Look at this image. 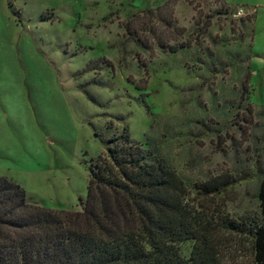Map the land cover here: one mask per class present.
<instances>
[{
    "label": "rangeland",
    "instance_id": "rangeland-1",
    "mask_svg": "<svg viewBox=\"0 0 264 264\" xmlns=\"http://www.w3.org/2000/svg\"><path fill=\"white\" fill-rule=\"evenodd\" d=\"M124 128L198 210L258 212L264 0H0V176L81 211L90 164ZM225 181L206 200L195 189Z\"/></svg>",
    "mask_w": 264,
    "mask_h": 264
},
{
    "label": "trees",
    "instance_id": "trees-1",
    "mask_svg": "<svg viewBox=\"0 0 264 264\" xmlns=\"http://www.w3.org/2000/svg\"><path fill=\"white\" fill-rule=\"evenodd\" d=\"M104 146L90 164L81 211L30 203L0 176V264H225L226 241L232 264H264V181L258 212L231 218L191 205L158 147L133 141L127 128ZM233 183L195 189L206 200ZM185 242H192L188 256Z\"/></svg>",
    "mask_w": 264,
    "mask_h": 264
}]
</instances>
